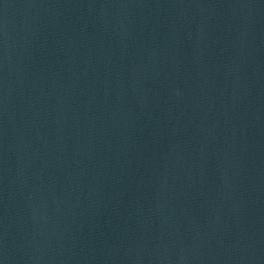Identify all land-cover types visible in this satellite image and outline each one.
Segmentation results:
<instances>
[{
    "label": "water",
    "instance_id": "obj_1",
    "mask_svg": "<svg viewBox=\"0 0 264 264\" xmlns=\"http://www.w3.org/2000/svg\"><path fill=\"white\" fill-rule=\"evenodd\" d=\"M0 264H264V0H0Z\"/></svg>",
    "mask_w": 264,
    "mask_h": 264
}]
</instances>
